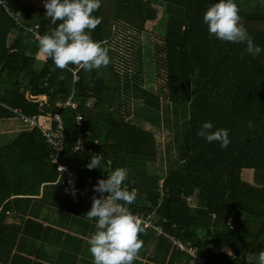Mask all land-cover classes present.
<instances>
[{
	"label": "trees",
	"instance_id": "1",
	"mask_svg": "<svg viewBox=\"0 0 264 264\" xmlns=\"http://www.w3.org/2000/svg\"><path fill=\"white\" fill-rule=\"evenodd\" d=\"M2 1L8 9L0 5V119L15 116L20 128L8 142L0 143V263L15 264L21 258L10 253L17 234L6 218L13 211L26 214L23 203L39 192L40 184L67 194L55 182L57 172L40 131L24 125L20 114L54 113L72 93L77 107L58 109L66 135L59 159L74 169L81 166L82 176L93 185L118 167L129 170L124 186L137 196L127 207L151 214L166 234L156 237L154 261L165 263L167 257V264H197L173 242L178 240L206 264H258L264 251V11L260 0L255 5L234 0L240 23L261 49L252 54L245 52V44L209 35L203 15L219 0H100L93 15L101 17V11H107L113 26L100 24L91 36L106 42L110 64L77 70L76 82L70 70L56 68L51 58L36 66L37 35L50 34L59 23L54 25L45 16L44 5ZM158 8L163 34L152 30L153 35L146 34L145 25L157 19ZM12 15L19 17L18 24ZM34 26V31L27 29ZM144 51L154 66L150 82L144 77ZM154 76L159 80L156 87ZM27 92L46 96V102L27 99ZM140 98L144 107L139 106L138 114L132 101ZM77 113L82 115L79 128L84 146L74 152ZM205 122L212 123L213 131L228 130L227 148L197 135ZM160 123L169 135L164 146L166 172L157 162L155 132ZM96 155L102 157L100 168L90 170L87 165ZM246 169L253 172L251 182L242 177ZM223 244L230 252L222 250Z\"/></svg>",
	"mask_w": 264,
	"mask_h": 264
},
{
	"label": "clouds",
	"instance_id": "2",
	"mask_svg": "<svg viewBox=\"0 0 264 264\" xmlns=\"http://www.w3.org/2000/svg\"><path fill=\"white\" fill-rule=\"evenodd\" d=\"M260 4L264 6V0H260ZM100 6V0H45V16L52 24L59 23L50 34L37 36L39 56L44 60L51 58L61 70H71L70 65L84 71L108 66L109 49L103 46L106 42L94 41L91 36L102 23V17L93 15ZM239 11L234 0L212 4L203 15L208 33L224 42L245 44V52L249 54L259 53L261 49L240 23ZM137 104L144 107L143 98L138 99ZM212 129V123L205 122L197 135L209 143L218 142L222 149L227 148L231 143L228 130ZM101 160L100 155L93 156L87 167L100 168ZM128 172L127 168L118 167L107 179H100L93 186L100 196L93 197L91 209L85 214L88 220H95L96 231L87 241L93 264H133L139 259L143 247L140 236L145 228L143 221L127 207L137 196L135 190L129 191L124 186ZM258 264H264V251L259 253Z\"/></svg>",
	"mask_w": 264,
	"mask_h": 264
},
{
	"label": "crops",
	"instance_id": "3",
	"mask_svg": "<svg viewBox=\"0 0 264 264\" xmlns=\"http://www.w3.org/2000/svg\"><path fill=\"white\" fill-rule=\"evenodd\" d=\"M44 2L45 0H32L28 3L39 8ZM101 17V26H113L107 11L102 10ZM43 63L44 59L37 53L36 66ZM19 128L20 124L17 130ZM17 130L12 131L13 135ZM247 181L251 182L252 178ZM43 186L40 184L39 192L34 196H28V200L23 203L27 210L26 214L13 211L6 218L7 225L15 226L13 231L17 234L10 252L21 257L15 264H93L87 241L96 231L95 220L90 221L85 215L91 207L84 203L70 205L71 201L65 191ZM149 218L155 223L151 214ZM149 232L140 236L143 247L139 259L133 264H167V257L165 263L153 260L158 234L155 232V235H151ZM222 250L230 252L226 244L222 245ZM157 259L162 260L160 256H157ZM5 264H9L8 261Z\"/></svg>",
	"mask_w": 264,
	"mask_h": 264
},
{
	"label": "built area",
	"instance_id": "4",
	"mask_svg": "<svg viewBox=\"0 0 264 264\" xmlns=\"http://www.w3.org/2000/svg\"><path fill=\"white\" fill-rule=\"evenodd\" d=\"M0 5L5 7L7 10L8 7L5 3L0 0ZM16 23H19V17L17 15H12ZM37 26L27 28L30 31H34ZM38 36V35H37ZM73 75V82L78 80L77 69L76 67L70 68ZM45 103L46 101H40V103ZM77 102L73 98V94L68 95L64 100L57 104V110L54 113H44V114H34V115H23L20 114L22 123L28 128H37L46 145L50 149L49 159L54 165L57 172L56 183L65 187L67 195L74 204L84 203L91 207L93 197H99L100 194L94 191L93 184H91L80 172L81 166L78 169L72 168L70 165L60 161L59 156L64 151L66 143V135L64 132V125L61 115L58 112V109L61 107H70L75 109L77 107ZM90 106V104H87ZM18 112V111H16ZM76 124L78 125V132L76 139L74 141L73 151H79L84 146V139L82 137V130L79 128L82 125V115L77 113L75 116ZM64 171L62 172V169ZM158 186L162 187V181L158 182ZM74 193V194H73ZM106 196V194H104ZM188 201L189 197L186 198ZM133 215L137 216L143 221V227L148 230L156 232L158 235H166L161 226L153 223L149 214L144 212L136 211L131 212ZM215 216L213 215V218ZM175 244L182 250H186L193 258L197 264H206L205 259L202 256L196 254L194 249H186L178 240H173Z\"/></svg>",
	"mask_w": 264,
	"mask_h": 264
},
{
	"label": "rangeland",
	"instance_id": "5",
	"mask_svg": "<svg viewBox=\"0 0 264 264\" xmlns=\"http://www.w3.org/2000/svg\"><path fill=\"white\" fill-rule=\"evenodd\" d=\"M30 1H32V0H27V3ZM242 3L255 5L256 1L255 0L254 1L244 0V1H242ZM258 4L262 7V9L264 11V6H262L260 4V2ZM158 11H159V13L157 15V19H155L154 21L146 23V25H145L147 28V30L145 32L146 34H149V32H151V30L157 34H163L164 30H163L162 23L160 20L162 18V17H160L161 16L160 15L161 14V8H158ZM151 35H153V32H151ZM120 39H123V37H121ZM147 45L148 44H146L145 46H147ZM144 52H145L144 53V55H145V57H144V77H145L146 81L150 82L153 79L154 66H153V62L151 60V57L148 55V52L147 51H144ZM154 80H153L154 82H152V84L154 83L155 87H156L159 80H158V78L155 79V76H154ZM144 87H147V84L144 83ZM132 108H133L134 112L136 109L137 113L140 112V109H141L139 107V105L137 104V102H135V101H132ZM138 116H141V115H138ZM138 116H136V117H138ZM139 119H141V118L139 117ZM18 126H19V119L15 116L0 119V143L4 144V143L8 142V140H10L13 137L12 131L16 130L18 128ZM146 127H147V125H146ZM155 136H156L157 142L159 143L158 147L160 150L159 151L160 154H158V156H157L158 157L157 162L160 164V166H163V171L166 172V170H165L166 164L164 163V146H165L166 141L169 138L168 130L166 129V127L164 128V126H162V129H161V123H160L159 128L157 127V131L155 132ZM243 171H244L242 173L243 179H245L246 181L248 179L251 180L252 170L246 169Z\"/></svg>",
	"mask_w": 264,
	"mask_h": 264
},
{
	"label": "water",
	"instance_id": "6",
	"mask_svg": "<svg viewBox=\"0 0 264 264\" xmlns=\"http://www.w3.org/2000/svg\"><path fill=\"white\" fill-rule=\"evenodd\" d=\"M26 97H27V99L32 100V101H43V100H46L45 96H42V95H34V96H32L29 92L26 93Z\"/></svg>",
	"mask_w": 264,
	"mask_h": 264
}]
</instances>
